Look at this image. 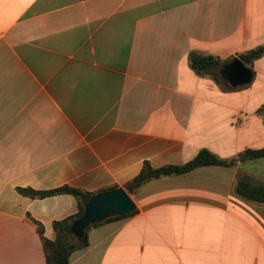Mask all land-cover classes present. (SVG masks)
<instances>
[{
  "label": "crops",
  "instance_id": "1",
  "mask_svg": "<svg viewBox=\"0 0 264 264\" xmlns=\"http://www.w3.org/2000/svg\"><path fill=\"white\" fill-rule=\"evenodd\" d=\"M263 30L264 0H0V264H45L32 220L52 239L76 199L17 188L61 185L134 204L88 225L68 264H264V203L234 190L264 186V156L124 189L143 161L264 145V54L243 86L218 75ZM190 55L221 63L196 73Z\"/></svg>",
  "mask_w": 264,
  "mask_h": 264
},
{
  "label": "trees",
  "instance_id": "2",
  "mask_svg": "<svg viewBox=\"0 0 264 264\" xmlns=\"http://www.w3.org/2000/svg\"><path fill=\"white\" fill-rule=\"evenodd\" d=\"M262 37L263 41L261 44L238 54L237 57L242 60L245 65H251L254 59L264 54V30ZM220 63L221 61L212 55L189 56V64L196 73L201 72L209 66L218 65ZM214 79L216 80V82H219V79L217 77L214 76ZM262 156H264V145L259 148H247L239 152L236 158L231 159H221L206 150H200L195 154L194 157L179 165L169 164L153 168L148 164L147 161H143L138 173L124 184V189L127 192H130L151 178H156L162 175L169 174H180L197 166L209 164L229 165L232 164L235 159L249 160ZM234 190L246 199L258 203H264L263 185H254L250 184L247 180L238 179L235 183ZM17 191L21 194L38 197L56 193H68L76 199L77 210L75 213L62 219L52 221L51 226L54 232V237L52 239L45 238L42 235L41 224L36 220H32L35 224V231L40 241L44 263L68 264V256L70 252L78 248L79 245L82 246L86 244L84 234L80 239H77L69 230V225L71 221L78 217L82 212L83 204L80 201V197L82 195H92L102 190L90 193L68 185H61L47 190H33L30 188L18 187ZM132 212L133 211H130L129 213ZM126 214L120 216H125Z\"/></svg>",
  "mask_w": 264,
  "mask_h": 264
},
{
  "label": "water",
  "instance_id": "3",
  "mask_svg": "<svg viewBox=\"0 0 264 264\" xmlns=\"http://www.w3.org/2000/svg\"><path fill=\"white\" fill-rule=\"evenodd\" d=\"M218 75L229 88L243 86L252 79L251 67L245 65L237 56L221 63L218 67ZM80 201L83 204L81 214L71 221L69 230L80 239L84 229L107 216H119L134 209V204L121 187L106 189L92 195H82Z\"/></svg>",
  "mask_w": 264,
  "mask_h": 264
},
{
  "label": "rangeland",
  "instance_id": "4",
  "mask_svg": "<svg viewBox=\"0 0 264 264\" xmlns=\"http://www.w3.org/2000/svg\"><path fill=\"white\" fill-rule=\"evenodd\" d=\"M263 65H264V64H263ZM263 65H262V66H263ZM258 66H259V64H258Z\"/></svg>",
  "mask_w": 264,
  "mask_h": 264
}]
</instances>
